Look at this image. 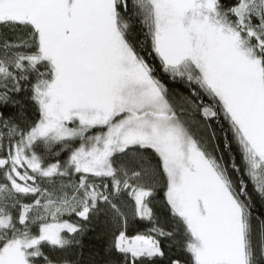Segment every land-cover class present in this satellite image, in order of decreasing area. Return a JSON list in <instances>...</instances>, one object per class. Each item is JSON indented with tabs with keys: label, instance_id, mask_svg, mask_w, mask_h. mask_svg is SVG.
I'll return each instance as SVG.
<instances>
[{
	"label": "snow or ice",
	"instance_id": "snow-or-ice-1",
	"mask_svg": "<svg viewBox=\"0 0 264 264\" xmlns=\"http://www.w3.org/2000/svg\"><path fill=\"white\" fill-rule=\"evenodd\" d=\"M0 264H264V0H0Z\"/></svg>",
	"mask_w": 264,
	"mask_h": 264
},
{
	"label": "trees",
	"instance_id": "trees-1",
	"mask_svg": "<svg viewBox=\"0 0 264 264\" xmlns=\"http://www.w3.org/2000/svg\"><path fill=\"white\" fill-rule=\"evenodd\" d=\"M85 242H86V244H88V243H89V241H88L87 239H86V241H85ZM86 251H87V249H86Z\"/></svg>",
	"mask_w": 264,
	"mask_h": 264
}]
</instances>
